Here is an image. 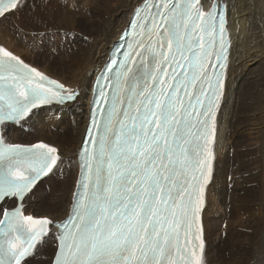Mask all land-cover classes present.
<instances>
[{
  "label": "snow or ice",
  "instance_id": "6c2138e0",
  "mask_svg": "<svg viewBox=\"0 0 264 264\" xmlns=\"http://www.w3.org/2000/svg\"><path fill=\"white\" fill-rule=\"evenodd\" d=\"M22 0H0V20ZM226 5L145 0L97 78L80 175L67 218L29 211L63 163L43 141L15 143L20 125L80 92L0 44V264H206L201 213L213 178L217 114L231 40Z\"/></svg>",
  "mask_w": 264,
  "mask_h": 264
},
{
  "label": "bare ground",
  "instance_id": "6f19581e",
  "mask_svg": "<svg viewBox=\"0 0 264 264\" xmlns=\"http://www.w3.org/2000/svg\"><path fill=\"white\" fill-rule=\"evenodd\" d=\"M71 1L67 2L71 7H67L58 0H40L34 7L28 6L22 18L9 19L10 15L0 20V44L40 71L78 90L81 95L77 101L62 106H45L23 122V127L9 125L11 142L43 141L55 147L46 140L26 141L16 139V136L23 134L21 137L26 139L31 131L53 134L66 129L65 133L53 134L52 141L61 144L58 147L62 155L61 165L66 164L69 168L64 178L61 175L58 181H51L48 186L51 189L53 182L62 181L59 186H63L66 193L57 192L53 196V191L45 188L41 193L42 202L36 208L39 212H33L37 194L29 207V211L36 215L53 217L45 212L64 214H55L62 216L55 217L57 220L64 219L71 210L72 192L80 171L78 152L90 118L95 77L108 59L111 47L127 27L135 8L144 0ZM220 1L226 2L227 9L229 5L228 28L232 45L225 94L217 114L213 178L201 213L204 258L206 264H212L214 260L219 264H264V91L260 87L259 72L264 66V0H204V3L211 7ZM25 3L31 5L33 0ZM53 18L56 23L59 20L70 26L65 27L61 22L57 23L60 26L37 25L39 20ZM77 40L81 44L75 46ZM248 131H257L259 135L261 151L256 154L258 160L255 159L256 148L241 145ZM69 134H75L72 141ZM256 163L257 167L252 168ZM51 178H45L42 186ZM53 238L50 235L47 242ZM54 243L56 250V238Z\"/></svg>",
  "mask_w": 264,
  "mask_h": 264
},
{
  "label": "rangeland",
  "instance_id": "374dc122",
  "mask_svg": "<svg viewBox=\"0 0 264 264\" xmlns=\"http://www.w3.org/2000/svg\"><path fill=\"white\" fill-rule=\"evenodd\" d=\"M37 1H40V0H33V3L31 5H28V4L25 3L24 4V7H23V10L18 11L19 13L18 12L17 13H14L13 15H11V17L9 19H11V18L12 19L13 18H19V19L22 18L21 15H24L25 14L26 9L28 10V6L30 8L31 7H34V4H36ZM58 1H60L61 3H64L63 4L64 6L71 7V5H68V3H71L72 2L71 0H58ZM45 8L46 9H49L48 6H46ZM47 13H48V10H47ZM228 18H229V5H228ZM89 21H92V20H89ZM229 21H230V18H229ZM59 22L63 23L62 21H59L58 20L57 23H59ZM57 23H56V19L55 18H53V19H51L49 21L47 19L37 21V25H41V26H45V27H52L53 25H59ZM80 23H82V22H80ZM85 24H86V22H85ZM94 24H95V22H94ZM62 25L65 26V27L70 26V25L65 24V23H63ZM53 30H56L57 32H60L61 31V29H53ZM78 44H81V43L77 40L75 46L78 45ZM259 72H260V76H261V85H260V87H261V90L263 92L264 91V66L259 70ZM80 97H81V95H80ZM65 131H66V129L59 130L57 132H54L53 134L65 133ZM248 132L249 133L244 136L245 142L243 144H241V145L246 144L247 146L249 145V146H252L253 148H256L255 149L256 150L255 151V155L256 154L258 155L259 152L261 151L259 135L257 134V131H254L252 133H251V131H248ZM53 134H49L47 132L31 131L30 132V137H28L26 139H23L21 137V136H23V134H18L16 136V139H21V140H26V141H33V140L41 139V140H46L48 142H51V143L55 144L57 146V148L58 147H61V144L60 143L52 141V139L54 138L53 137ZM69 136H70L69 137L70 141H72L74 139L75 134H69ZM67 137H68V135H67ZM231 154H232V152H231ZM257 155L255 157L256 160H258ZM230 158H233V156L231 155ZM257 165H258V163L254 164L252 168H256ZM68 168L69 167L66 164L61 165L59 167V169L57 170V172L55 173V175L41 187V189L37 193V201L34 203V208H33L34 211L33 212H35L36 214L39 212V211L36 210V208H37V205H39L42 202L41 193L45 190V188H48V186H49V184H50L51 181H58L61 178V175H64L63 176V178H64L66 176V174H67V169ZM61 183H62V181L61 182H53L52 184H54V186L51 184V189H50V187L48 188V190L50 189V191H53V194H54L53 196H55V194L57 192H59V194L61 192L66 193V189H64L63 186H61V187L59 186ZM70 198H71V195H70ZM70 198H69V201H68L69 203H70ZM68 209H69V204H68ZM230 209L232 210L231 207H230ZM66 210H65V212H66ZM44 214H48V215H51V216L57 217V218H61L64 215V214L62 215V213H58V212L57 213L45 212ZM55 214L62 215V216H55ZM207 237H208V235H207ZM53 240L55 241V237L53 238ZM53 240L51 239L49 242H47V244L44 246V248L40 252L39 256H37V258L34 260L35 261V264H40L39 261H41V259H43L44 257H45L44 260L52 257L53 252L55 250V243L53 244ZM213 263L219 264L218 260H214Z\"/></svg>",
  "mask_w": 264,
  "mask_h": 264
}]
</instances>
